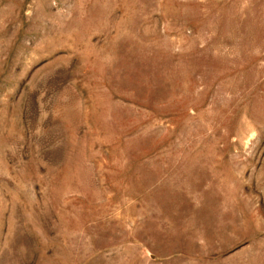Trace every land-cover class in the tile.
I'll use <instances>...</instances> for the list:
<instances>
[{"label":"rangeland","instance_id":"374dc122","mask_svg":"<svg viewBox=\"0 0 264 264\" xmlns=\"http://www.w3.org/2000/svg\"><path fill=\"white\" fill-rule=\"evenodd\" d=\"M0 264H264V0H0Z\"/></svg>","mask_w":264,"mask_h":264}]
</instances>
